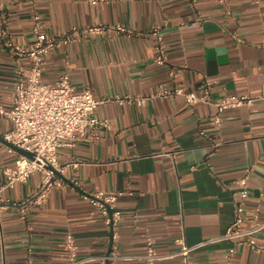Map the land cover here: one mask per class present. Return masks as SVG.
I'll return each instance as SVG.
<instances>
[{"label": "crops", "instance_id": "obj_1", "mask_svg": "<svg viewBox=\"0 0 264 264\" xmlns=\"http://www.w3.org/2000/svg\"><path fill=\"white\" fill-rule=\"evenodd\" d=\"M35 15L50 35L97 22L128 32L79 38L47 55L45 82L55 84L67 72L76 91L90 87L106 101L96 112V132L59 149L63 185L30 206L25 218L20 207L43 175L6 186L4 170L15 166L17 155L2 137L13 122L0 110V196L9 203L1 218L0 264H69V233L83 264H99L112 245L122 255L119 264H181L182 242L205 241L192 252V264H264V252L239 247L230 256L233 242L219 240L234 219L238 180L246 174L243 226H251L257 207L264 218V100L227 108L219 127L213 103L156 96L163 87L199 96L209 88L215 101L264 93V0H0L5 109L13 106L20 71L3 32L32 45ZM157 28L163 63L156 60ZM129 94L150 99L144 105L116 100ZM95 192L121 193L123 215L114 229L92 204ZM149 239L161 256L154 263L145 258Z\"/></svg>", "mask_w": 264, "mask_h": 264}, {"label": "built area", "instance_id": "obj_2", "mask_svg": "<svg viewBox=\"0 0 264 264\" xmlns=\"http://www.w3.org/2000/svg\"><path fill=\"white\" fill-rule=\"evenodd\" d=\"M90 1L97 4L104 0ZM33 27L36 39L30 46L16 43L7 31L3 32L7 48L18 61L20 77L12 96L13 106L10 109L0 107L2 114L9 117L14 125L2 137L16 147L34 154V158H30L10 147V150L16 153L17 157L15 166L7 167L4 170L8 178L6 186L12 187L18 182H27L37 171L43 175L34 194L20 207L23 218L26 217L30 206L47 201L54 186L63 185L60 175L64 171V166L60 162L59 149L63 146L74 147L80 137L92 130L94 133L96 132L100 124L96 112L99 105L106 101V99L96 97L90 87L76 91L67 72H63L55 84L45 82L43 72L47 55L58 47L68 45L79 38H88L109 30L128 32V29L123 25L109 26L97 22L84 27L74 26L71 32L64 35H50L43 31V24L39 15L34 16ZM154 34L158 39L156 60L163 63L167 56L158 28L155 29ZM26 59L29 61L28 67L22 63ZM177 95L184 96L189 103L200 101L216 105L218 113L214 115V123L219 127L223 123L222 113L227 108L252 104L256 100H264V93H262L256 97L229 95L221 101H215L210 95L209 88L206 89L204 96H199L193 91H184L182 88L170 90L164 87L156 94V96L163 98ZM149 99V96L131 94L116 98L120 102L132 101L138 105H144ZM120 195L121 193L95 192L90 197L92 204L100 209L106 225L112 229L122 220L123 213L117 207ZM235 197L234 219L219 240L233 242L229 251L230 256L234 255L239 247H249L258 252H264V236L258 239V235L264 232V218H261L260 207L254 211L251 226H243L245 204L249 197L247 174L238 180ZM8 205L9 203L0 196V225L2 214ZM207 242L194 246L182 242V246L177 252L182 257L181 264H192V252ZM65 245L69 252V264H83L86 261V259L78 257L77 244L72 233L67 235ZM121 258L122 255L118 247L112 245L109 252L99 256V264H119ZM145 258L150 263L161 258L156 252L152 239L148 241Z\"/></svg>", "mask_w": 264, "mask_h": 264}, {"label": "water", "instance_id": "obj_3", "mask_svg": "<svg viewBox=\"0 0 264 264\" xmlns=\"http://www.w3.org/2000/svg\"><path fill=\"white\" fill-rule=\"evenodd\" d=\"M0 138H2V137H0ZM5 140V139H4ZM6 141V140H5ZM6 143L10 146V147H12V148H14L17 152H19V153H21V154H24V155H26V156H28V157H30V158H34V154L32 153V152H29V151H27V150H24V149H22V148H19V147H16L15 145H13L12 143H10V142H8V141H6ZM51 168V167H50ZM110 251V250H109ZM108 251V252H109Z\"/></svg>", "mask_w": 264, "mask_h": 264}]
</instances>
